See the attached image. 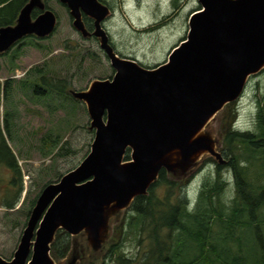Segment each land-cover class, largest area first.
Wrapping results in <instances>:
<instances>
[{
    "label": "water",
    "instance_id": "water-1",
    "mask_svg": "<svg viewBox=\"0 0 264 264\" xmlns=\"http://www.w3.org/2000/svg\"><path fill=\"white\" fill-rule=\"evenodd\" d=\"M59 2L82 38L100 40L115 73L87 90H69L86 105L94 132L91 150L74 170L42 190L12 259L0 256V264H80L76 243L64 261L52 256L60 231L71 238L85 236L98 260L112 218L147 195L162 170L177 181L192 176L204 159L226 165L221 141L208 126L242 98L250 78L264 71V0H198L186 39L154 68L118 55L103 28L112 11L101 0ZM35 10L41 13L33 18ZM84 15L94 21L93 33ZM57 24L45 0H29L14 25L0 27V56L26 37H50ZM96 260L91 256L90 264Z\"/></svg>",
    "mask_w": 264,
    "mask_h": 264
},
{
    "label": "rangeland",
    "instance_id": "rangeland-1",
    "mask_svg": "<svg viewBox=\"0 0 264 264\" xmlns=\"http://www.w3.org/2000/svg\"><path fill=\"white\" fill-rule=\"evenodd\" d=\"M105 1L112 8V16L103 24L105 23V30L109 34L113 48L119 56L136 59L147 67L166 62L170 51L186 39L189 17L193 11L199 9L198 0H177V8L173 6V0ZM50 6L58 18L54 33L38 41L31 38L19 48L14 45L9 52L0 56V82L9 79L15 81L13 93L5 103L0 104V118L5 116L7 109L12 114L15 112L14 125L11 128L13 141H10L6 134L4 137L16 158L22 174L23 186L21 197L13 210L5 208L0 201V256L6 260L13 257L20 242L31 202L47 185L57 183L85 159L91 150L94 138V134L89 131L90 120L85 104L78 101L73 104L65 98L58 97L41 96L40 99L33 89L21 90V82L28 81L30 75L32 78V74L26 73L33 68L43 69L44 66L46 68L47 65L49 69L55 68L57 72H61L62 61L59 60L64 57L63 61L66 62V58L70 56L69 50L64 48L65 43L69 42L79 50L89 52L90 55H86L93 58L86 61L84 65L86 70L79 72L76 67L77 62L73 61L70 71L73 76L71 89L87 90L94 81L109 79V76L114 75L110 62L100 47V40L96 41L92 37L82 38L72 25L69 10L55 0H51ZM61 73L65 74V72ZM258 84L259 91L255 93ZM261 88L263 92H260ZM263 95L264 71L250 78L242 98L221 110L209 124L208 130L222 142L224 131L228 126L236 123V126L243 130L251 129L255 122L257 100ZM232 105L237 110L233 119ZM50 134L52 140L57 135L61 136L59 145L52 147L51 143H48L51 140L48 137ZM63 143L72 153L60 155L62 148L60 146ZM203 161V165L192 176L176 181L184 186L182 192L188 202H191L190 198L198 188V178L208 172L206 169H209L210 163L216 165L210 158ZM169 179L173 180L170 177ZM11 180V170L0 165V194L6 190L4 185H11ZM227 188V196L232 197L231 181ZM128 210L112 218L106 241L107 251L105 250L98 260L93 257L94 252L87 249L85 236L72 238V250L76 243L80 251V264H90L91 256L92 260H96V264H118L114 260L106 261L107 253L111 245L120 243L125 236L123 224ZM123 244L121 252L125 258L132 259L138 246L134 242ZM56 262L60 263L59 260Z\"/></svg>",
    "mask_w": 264,
    "mask_h": 264
},
{
    "label": "trees",
    "instance_id": "trees-1",
    "mask_svg": "<svg viewBox=\"0 0 264 264\" xmlns=\"http://www.w3.org/2000/svg\"><path fill=\"white\" fill-rule=\"evenodd\" d=\"M55 1L60 3L59 0ZM28 2L0 0V27L14 25ZM50 2L45 0L46 8L53 11ZM173 6L178 7L177 0H173ZM39 14L36 10L32 16L36 18ZM85 21L87 27H92L89 20L85 18ZM31 38L20 41L18 48ZM32 40L38 41L35 38ZM64 48L70 53L66 62L63 61L64 57L59 60L62 61L60 71L65 72L64 75L55 68L49 69V65L43 69L33 68L26 73L32 74V78L30 75L28 81L21 82V90L33 89L39 98H65L74 104L76 101L68 93L73 87V76L70 74L73 61L77 62L79 72L85 71L86 61L93 58L86 55L89 52H83L69 42L65 43ZM14 82L12 79L0 82V104L5 103L13 93ZM257 91L259 84L255 93ZM260 92H263L262 88ZM233 106L232 119L237 114ZM256 107L251 129L240 131L233 126L226 128L220 151L227 163L209 164L208 172L198 178V188L195 196H191V202L183 196L184 186L170 180L167 173L161 171L148 194L133 201L124 218L125 236L120 243L110 246L106 261L110 259L118 264H264V95L257 100ZM4 115L3 120L0 118V165L11 170L12 180L11 185L0 194V201L5 208L13 210L23 192L22 174L4 137L6 134L13 141L11 128L15 112L12 114L7 109ZM48 137H52L51 134ZM60 137L57 135L54 140L50 138L48 143L55 147L60 144ZM62 145L61 156L72 153L67 145ZM129 157L128 150L125 160L128 161ZM230 181L232 197L226 194ZM38 196L30 204L24 226ZM126 242H134L138 246L132 259L125 258L121 252ZM71 247V236L60 231L51 247L52 256L56 261H62L70 253Z\"/></svg>",
    "mask_w": 264,
    "mask_h": 264
},
{
    "label": "flooded vegetation",
    "instance_id": "flooded-vegetation-1",
    "mask_svg": "<svg viewBox=\"0 0 264 264\" xmlns=\"http://www.w3.org/2000/svg\"><path fill=\"white\" fill-rule=\"evenodd\" d=\"M101 1H103V0H101ZM35 11H36V10H35ZM37 11H38V10H37ZM85 18H86V20H89V21H90V24L92 25V27H91V26H90V27H87V26H86ZM84 21H85V26H86L87 30H88L90 33H93L94 30H95V27H94V21L91 20V19H89L87 16L84 17ZM103 26H104V28H105V23L103 24ZM107 33H108V32H107ZM92 39H94V40L97 41L98 38L92 36ZM19 42H20V41H19ZM19 42L16 44L17 47H18V45H19ZM112 45H113V44H112ZM104 55H105V57L108 59V57L106 56V54H104ZM108 60H109V59H108ZM36 96L38 97V95H36ZM1 120H3V117H1ZM4 187H5L4 189H7V188L9 187V185L6 184V185H4Z\"/></svg>",
    "mask_w": 264,
    "mask_h": 264
}]
</instances>
